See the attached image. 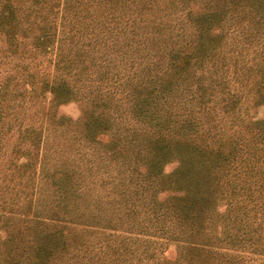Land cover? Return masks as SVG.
<instances>
[{
  "label": "trees",
  "instance_id": "16d2710c",
  "mask_svg": "<svg viewBox=\"0 0 264 264\" xmlns=\"http://www.w3.org/2000/svg\"><path fill=\"white\" fill-rule=\"evenodd\" d=\"M150 4L151 14L141 13ZM148 19L151 56L142 60L145 46L124 31L136 35ZM0 35L5 63L54 104L88 101L82 73L90 64L98 70L112 61L117 71L121 55L141 78L150 58L155 69L151 87L143 84L145 95L123 115L131 137L113 126L107 114H120L101 100L83 104L68 136L75 141L64 137L52 153L48 128L35 146V129L18 124L9 154L27 162L13 163L0 147L7 161L0 162V264H264V114H249V106H264V0H0ZM50 49V80H33L30 68L40 69L38 55ZM16 107L0 104L3 143ZM171 161L176 168L163 175ZM168 191L175 193L159 197ZM150 237L177 243L176 260H161L153 248L136 256L132 240Z\"/></svg>",
  "mask_w": 264,
  "mask_h": 264
},
{
  "label": "rangeland",
  "instance_id": "374dc122",
  "mask_svg": "<svg viewBox=\"0 0 264 264\" xmlns=\"http://www.w3.org/2000/svg\"><path fill=\"white\" fill-rule=\"evenodd\" d=\"M167 6L166 9L168 10V12L172 11L178 13V11H176L178 7L175 11H173V8H176V5ZM195 6V4L192 3L191 5V3H189L188 5H186L185 8L187 9L191 7L193 13H196L198 9ZM128 8L129 11L132 10L130 4L129 6L125 7V9ZM144 12H146L145 14H151V4L149 7L143 9L141 13ZM134 23L135 25L138 24L136 20H134ZM187 24H189V21L186 19L185 26ZM135 30L136 35H131L127 33V30L124 31V34L127 35V38L130 37L129 40H131V42L133 40L137 41V44L133 43V45H139L138 48L143 45L145 46L144 50L137 51L138 55H145V58L142 59L145 60L147 55L151 56V49H149V46L151 47V19H148L141 23L139 25V29ZM120 38L121 39L118 41L120 44H124L127 42V38L125 36H121ZM17 39L21 41L19 36L17 37ZM0 40H2L0 41V84L7 83L5 87V94L3 95V98H0V104L13 106V110L15 111H18L19 108L16 106L22 107L19 111V117H17V119L14 121L10 120V122L12 123L10 139L6 140L3 143L4 136L7 135L6 131H4L3 139L1 138L0 140V147L4 146L6 148V154H9L10 141L19 142V137L17 136L18 131L15 130L18 124H20L19 126L31 124V126L35 129V131L37 132V136L35 137V146H37L38 138L42 133L43 127L46 129L48 128V139L46 140V142L44 140V144L47 147L48 153H52L53 150L56 149V147H59L65 143V139L63 141L62 139L64 137L68 138L73 128H78L77 126L72 124V122L79 121L81 119V108H83V104H93L91 102L93 100H101L102 104H108L107 106L114 108V110H116V112L120 114V116L116 120H112V116H110V114H107V116L109 117V121H111L113 126L117 125L123 133V130H126L129 136H132L130 134V126L133 125L132 123L126 122V120L123 118V115L124 113L129 114L130 104H134L135 100H139L145 95L144 91L146 90L142 87V85L148 83V86L151 87V75L155 70L154 67L151 65V58L149 59L150 61L148 62V65L140 66L142 68V70H140V75L142 74L143 78L137 76L136 73L133 72V69H128V60L130 59V56L126 58L125 56L120 55L116 59L115 65L118 66L117 71L110 67L112 65V61L108 62L107 67H101L98 70H96V66L90 64L87 70L83 71L86 73H82V75L88 76L85 80V86H82L85 87L82 90L84 94H86L85 96L88 98V101H78L77 99H71L64 103L54 104L51 103V100H49L51 99V96L44 92V88L36 90V92H31L29 90V85L25 83L26 80H28V77L23 73V71L19 75V73L16 72V69H12L11 63H8V65L5 63L8 60V57H3L5 53L6 44L3 41L4 39L1 35ZM121 48L122 47H120V50L118 51L119 53L121 52ZM15 53L16 55H18L17 52ZM54 57L55 56L53 49L44 52V54L42 55H38V58L42 63L40 69L35 70L33 68H30L29 70L30 73L35 74L33 80H50L51 64L54 60ZM120 58L121 61H119ZM17 62L19 63L18 60ZM18 71L21 72L20 68H18ZM177 94L178 98L182 97L181 93L178 92ZM147 102L151 104V97L150 100H148ZM27 112L29 116H27L26 114V117L20 120V116ZM249 114L255 116V118H261L264 114V106H249ZM4 117L5 118L3 120L5 122L7 120V117L6 115ZM60 118L65 119L68 124H64L60 127H57L56 123L57 120ZM64 127H66L67 129L65 130ZM125 127L129 128L125 129ZM61 132L64 133V135H62ZM71 135L73 136V132L71 133ZM97 139L101 143L107 140L106 135H99ZM68 141L74 142L75 140L68 138ZM24 145L26 146V144ZM96 147H98V145ZM23 148L24 146L22 147L21 145V150ZM36 149L37 147H34L33 153L31 154V156L33 157L32 164H30V166H25V172L31 173V179L28 186L29 190L32 184L34 183L33 173L36 170V161L38 159L35 152ZM9 157L11 158V161L13 163L25 164V161L27 162L23 154L20 152L13 153L12 155L9 154ZM0 162L4 164L7 163L5 156L2 157V160H0ZM176 165L177 164L174 161L163 164L161 168V173L163 175L171 173L176 168ZM84 183L88 187L91 184L88 180H85ZM91 188L92 196H95L98 191L96 185H92ZM174 193V191L164 192L162 193V195H159V197L173 195ZM156 240V244L151 243V237L149 238V240H132V246L136 249V256L141 257L144 252H151V249L153 248L155 249L156 257L168 262H174L180 252L179 245L173 241H167L163 239ZM148 261L150 262L151 259ZM144 262V260L141 261V264H143ZM258 262V259H255L253 261H245L244 264H258Z\"/></svg>",
  "mask_w": 264,
  "mask_h": 264
}]
</instances>
